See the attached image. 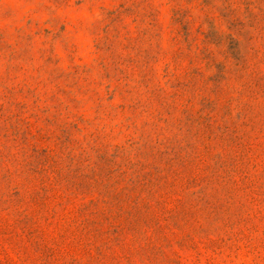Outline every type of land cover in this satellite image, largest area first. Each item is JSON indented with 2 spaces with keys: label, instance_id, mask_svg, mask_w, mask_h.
Segmentation results:
<instances>
[{
  "label": "rangeland",
  "instance_id": "374dc122",
  "mask_svg": "<svg viewBox=\"0 0 264 264\" xmlns=\"http://www.w3.org/2000/svg\"><path fill=\"white\" fill-rule=\"evenodd\" d=\"M0 264H264V0H0Z\"/></svg>",
  "mask_w": 264,
  "mask_h": 264
}]
</instances>
